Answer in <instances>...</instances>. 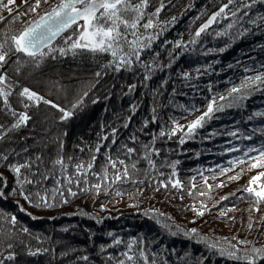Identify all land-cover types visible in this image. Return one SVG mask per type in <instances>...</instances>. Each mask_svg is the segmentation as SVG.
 Masks as SVG:
<instances>
[{"label": "trees", "instance_id": "16d2710c", "mask_svg": "<svg viewBox=\"0 0 264 264\" xmlns=\"http://www.w3.org/2000/svg\"><path fill=\"white\" fill-rule=\"evenodd\" d=\"M49 4L26 9L29 20L3 16L0 33H18ZM158 8L153 28L140 29L150 45L119 70L110 53L67 51L73 29L45 56L13 51L0 66L10 93L7 104L0 96L3 264H133L129 244L134 264H145L141 252L147 264H247L220 249L255 258L264 248V201L244 191L264 186L249 184L264 171L250 167L258 153L245 155L264 145V0H149L146 12ZM22 113L29 119L14 127ZM23 164L19 179L32 183H17L12 166ZM38 192L50 207L37 206Z\"/></svg>", "mask_w": 264, "mask_h": 264}, {"label": "snow or ice", "instance_id": "6c2138e0", "mask_svg": "<svg viewBox=\"0 0 264 264\" xmlns=\"http://www.w3.org/2000/svg\"><path fill=\"white\" fill-rule=\"evenodd\" d=\"M47 3V0H35L34 5L29 6L28 12H36L40 7L41 3ZM15 3V0H7V3H4V0H0V10L6 9L11 12L12 9L9 5ZM24 3L27 4L28 0H24ZM229 3H232V0H229ZM252 3H256V0H252ZM149 0H59V2L47 11L44 15L39 16L38 20L33 21L27 27H24L22 31L18 33H0V66L6 62L10 52L23 53L26 56L36 60L37 57H43L46 53L42 50L44 48H49L52 40L57 36L61 35L68 29H73L72 35L68 36L65 39V43L68 45L67 51H72L74 54L76 50H86L92 53H110L111 56L118 61L117 70H119V65H130L133 58L136 60L140 59V51L148 47L151 43V40L154 37L143 36L140 32V29L144 30L153 28L152 16H155L159 13L160 9L158 8L155 13H152L149 16L146 12L148 7ZM228 5H224L220 10L215 13L206 24H204L199 31L196 33L199 36L206 28L211 25L218 16L224 13L225 8ZM245 7H251L250 4H246ZM24 13L23 15H26ZM236 13L233 12L232 15ZM21 14L18 13L13 20L19 19ZM5 17L0 16V21L4 20ZM143 22L142 21H145ZM82 22V23H81ZM75 26V28H73ZM231 27V25H229ZM131 37V38H130ZM148 43H144L143 41ZM50 51H55V49H49ZM59 52L63 55L66 54L65 48H60ZM99 76V73H97ZM260 76L255 77V80H261ZM5 85V76L0 75V86ZM239 89L233 88L232 92H237ZM10 93L4 90V87H0V96L4 98L5 104H7V97ZM20 96L27 97L28 100L40 101L43 100V97L37 95L34 91H30L28 88H24L20 92ZM223 99V97H221ZM46 104H50L51 101L44 100ZM27 106V105H25ZM56 107V105H52ZM212 105L208 106V112L204 115L198 117L195 121L188 125L189 133L199 125L204 120L205 116L208 113L212 112ZM63 111V109H61ZM13 115H16L13 112ZM65 117L69 113H64ZM29 117L25 114H20L19 120L14 125V127H19L21 123L26 122ZM163 135V133H161ZM99 151V149H97ZM133 149H128V152L131 153ZM250 152H257V157H252L255 161L250 165L251 168H264V145L260 148L251 147L247 149L245 155L247 156ZM95 157H93V161ZM112 167L115 168L116 162L111 161ZM56 164L61 165L62 168H66L64 161L62 159H57ZM119 163L124 165V161L120 160ZM29 167L27 164L23 165H14L12 170L17 174V183H32L31 180H20L21 168ZM93 167L92 163L87 164V168L91 169ZM84 168L83 164L76 165V171L80 172ZM132 168H135V164L132 165ZM124 176L128 175V169L125 167ZM264 177V171L260 172L257 176L252 177V180L249 182L250 185L256 184L257 181ZM106 178V177H105ZM121 176L116 175V180H119ZM71 183V179L68 180ZM59 183V181L57 182ZM174 187L179 186V181L173 185ZM95 188L99 189L100 185H94ZM59 189H54L53 194ZM71 195H76L75 192H72L71 189H68ZM248 192L249 195L256 197V203L259 204L261 201H264V186H261L260 190H257L251 186L244 189ZM63 195V193H60ZM119 194V193H117ZM3 193L0 192V196ZM38 197V204H43L45 206H51L48 203L46 196L41 195L39 192L36 193ZM26 200L29 199L28 196L24 197ZM199 215H203V212H200ZM12 222L15 223V217H12ZM27 231V229H24ZM193 231H195L193 229ZM119 243V241H117ZM11 247V245H9ZM129 252L131 251L132 245L129 244ZM215 247V245H212ZM234 247V246H232ZM253 253L257 254L255 258L264 259V248H253ZM129 252L123 253L128 261H133L134 256L129 255ZM30 255H36L35 252H30ZM221 255H227L229 258L236 260H246L247 264H255V258L245 254L243 257H239L235 252L220 249ZM141 257L144 258L145 264H147V257H144L143 252L140 253ZM9 260L14 257L9 255L7 257ZM85 259H87L85 257ZM0 264H3V261H0ZM119 264H125L124 260L119 261Z\"/></svg>", "mask_w": 264, "mask_h": 264}, {"label": "rangeland", "instance_id": "374dc122", "mask_svg": "<svg viewBox=\"0 0 264 264\" xmlns=\"http://www.w3.org/2000/svg\"><path fill=\"white\" fill-rule=\"evenodd\" d=\"M48 1V0H47ZM53 3V7L58 3V2H53L52 0H49V2H47L48 4L49 3ZM4 3H7V0H4ZM18 5H19V1L18 0H15V3L14 4H12V5H9V7L12 9V11L11 12H9V11H7L6 9H2V10H0V16H5V15H8L9 13H11V14H13V15H17L18 13H17V11H16V9H17V7H18ZM20 5H21V2H20ZM50 5V4H49ZM31 14H29V13H27L26 15H25V18L27 19V20H29L30 18H31ZM23 17V15H20V19ZM24 18V19H25ZM82 23V22H81Z\"/></svg>", "mask_w": 264, "mask_h": 264}, {"label": "built area", "instance_id": "2783aa9c", "mask_svg": "<svg viewBox=\"0 0 264 264\" xmlns=\"http://www.w3.org/2000/svg\"><path fill=\"white\" fill-rule=\"evenodd\" d=\"M18 1H19V5H18L16 11H17V13H19L21 15H23L24 13H27L26 9H28L29 6H32L35 3V0H28L27 4L24 3V0H18ZM20 2H21V5H20ZM23 18H25V15H23Z\"/></svg>", "mask_w": 264, "mask_h": 264}, {"label": "water", "instance_id": "95a60500", "mask_svg": "<svg viewBox=\"0 0 264 264\" xmlns=\"http://www.w3.org/2000/svg\"><path fill=\"white\" fill-rule=\"evenodd\" d=\"M51 9V8H50ZM50 9L49 10H47V11H50ZM47 11H45V12H43L42 14H40L39 16H41V15H44ZM39 16H37L36 18H34L33 20H31L29 23H27L24 27H27L30 23H32L33 21H35V20H38L39 19ZM23 27V28H24ZM23 28L20 30V31H22L23 30ZM19 31V32H20ZM63 34V33H62ZM61 34V35H62ZM61 35H59V36H57L56 38H54L53 40H52V42H51V44L58 38V37H60ZM50 44V45H51ZM45 49V48H44ZM43 50V49H42Z\"/></svg>", "mask_w": 264, "mask_h": 264}]
</instances>
